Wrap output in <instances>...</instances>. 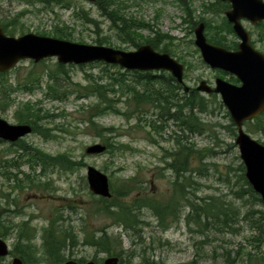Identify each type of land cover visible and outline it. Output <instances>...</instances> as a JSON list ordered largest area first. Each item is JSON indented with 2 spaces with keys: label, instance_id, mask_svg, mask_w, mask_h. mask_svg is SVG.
Masks as SVG:
<instances>
[{
  "label": "rangeland",
  "instance_id": "rangeland-1",
  "mask_svg": "<svg viewBox=\"0 0 264 264\" xmlns=\"http://www.w3.org/2000/svg\"><path fill=\"white\" fill-rule=\"evenodd\" d=\"M116 1H118V8H121L127 17L142 21L160 34L162 40L160 48H162L164 43L172 41L171 43L175 46L170 48L175 55L181 57L180 63L185 67L183 74L184 85H181L183 90L185 86L188 88L187 91L196 89L203 80L213 85L215 78L223 79L216 70L203 63L198 49L193 44V30L202 22H199V16L204 20H209L213 26H216L224 19L222 13L215 15L202 11V0ZM213 1L206 0L205 3L208 4ZM74 4L81 6L88 16L97 21V28L86 24L82 19L77 20L71 17V11L61 7H53L52 10L45 11L41 6L32 8L24 3L13 1L0 4V18L10 19L16 13L27 10L20 18V22L25 25L23 34H36L37 30H50L53 23L62 21L64 24L74 28L75 39L71 40V42H81L79 44L85 45H97L94 42L95 39L102 35H112L108 30V22L98 13L97 8L89 0H75ZM186 6L191 9V19L194 22H199L193 26V29H190L191 24L183 21L184 18L187 19L183 12ZM243 25L246 29H252L247 24ZM252 30L255 31L256 29L253 28ZM23 34L16 32L14 36L18 37ZM141 34L143 37L154 36L146 29L141 30ZM209 35H213V32L205 31L207 39ZM163 36L174 38V40L170 41L163 38ZM226 38L227 41L233 40L232 36H227ZM111 44L112 48L120 47L121 49L119 50L123 51H134L137 49L121 43L114 37L111 38ZM141 45H144V43H141ZM55 63H57L55 58L45 59L44 66L40 65L39 62L34 63L30 60L21 61L9 71L8 81L16 85L17 82L23 81L31 70L53 69ZM35 65L38 68L35 69ZM65 68L70 75L71 81L80 83L83 86L86 84L84 81L85 73L97 74L102 71L101 65L89 67L88 64H67ZM121 71L124 72L125 70L122 69ZM161 72H153V74ZM126 79L129 81L134 79V77L127 75ZM42 80V86L44 87L45 75ZM199 93L207 99L210 98L209 95L203 92ZM11 97L14 99L12 106L0 109V118L9 124L18 123L16 118L18 114L16 112L21 110L18 107L27 102L31 104L37 103V107L42 109L41 113L43 114L56 116L52 120L43 121L47 122L44 123L46 127L52 129L50 135L56 136L53 139L46 140L38 134L31 133L14 144L0 141V214L3 215L2 219H6L12 224L15 222L20 224L21 221L28 220L30 223L27 229H34L35 236L32 242L36 248H40L41 230L48 225L49 219L57 215L63 220L56 222V225L60 224L64 229L70 227L76 242V245L71 249L72 253L65 252L64 263L68 260L97 259L99 264H101L108 256L98 251L95 247L83 244L84 237H90L88 235L90 232L92 234H100V231H104L103 233L110 236L120 237L122 248L125 252L122 255L123 264H143L144 259L154 260L157 264H186L192 260H196V264H223L222 252L235 249L237 245L243 247L242 253L263 252L264 254V242H261L256 249L248 243L247 240L252 232L245 225H242L237 233H217L212 230L201 235L198 233L199 227L197 225L184 222V216L190 212V209L188 207V209L185 208V206L181 207L180 220L171 224L165 230H161L157 226V220L150 210L147 209H141L136 231L125 229L123 225L115 224L111 217L97 213L96 209L100 206V200L98 196L90 194L88 189L86 182V168L88 166L105 174L108 180H111L116 185H119L122 180H131L132 178L136 182L141 183L140 188L142 191L138 193L134 191L133 195L139 194L142 197L143 195L151 194L152 197L159 201L167 200L169 196L173 195L171 183L174 181L176 174L165 167L166 161L162 159L165 152L176 151L174 143L161 141V137H155L152 134L151 137L153 139L155 137L156 142L159 143L150 145L145 141L146 137L149 136L147 134L150 132L149 129H146L145 126L143 129L135 127V123H140L135 118L126 119L128 115H106L97 119L98 124L105 127H113L117 130L116 136L120 135L118 139L114 138V134L107 135L110 138V142L113 143L118 140L120 143L128 144L131 150L109 153L105 150L100 154L88 155L85 153L87 147L94 144L106 146L91 128L86 127L83 123L79 124L80 120L87 117V109L85 108L96 103L94 97L76 99L74 95H70L67 101L58 102L44 97V93L40 90H36L34 94L17 92ZM217 100L221 101L218 96ZM208 104L209 109L213 110V101L208 100ZM120 107L123 108L122 112L124 113L127 112L129 114L132 112V108L126 107L125 104H121ZM224 110L226 109H221L220 111L214 109L213 115H200L204 121L210 123L208 126L209 130L202 135L192 137L197 148L208 147L216 152L213 158L203 160V163L207 164V168L210 171L208 172L207 170V173H205V169H201L203 173L200 175L195 174L194 180L199 184L198 191L195 193L197 197L220 194L227 196L226 200L232 199L228 195L229 187L221 184L218 180V175L225 171L226 165L236 167L240 161L238 149L234 143L235 136L233 138L230 137L223 128L230 123L228 118L225 117ZM143 119L148 122L153 119L156 120V117L152 110H149L143 116ZM142 123L144 122L141 121L140 127L143 126ZM170 124L172 125V123ZM172 129L174 127H168L167 131L162 134V138H167V135L173 132ZM243 129L251 138L261 144L264 143V137L261 134L252 133L247 125H244ZM123 134L126 136H123ZM213 136H215V139H213ZM217 140L219 144L216 146L215 142ZM22 142L49 155L68 153L74 160H82L85 166L72 174L53 169L45 177H37L41 170L36 168L35 172H31L30 167L25 163L31 154L22 149ZM113 145L115 146L116 144ZM12 161L15 163H11ZM11 164L13 167H9ZM209 164L215 165L210 167L208 166ZM7 173L15 174L16 180L19 181L17 182L14 178L10 180L12 176L7 179ZM230 175L232 177L233 173ZM26 176L36 177L40 179V182L48 181L50 183V191L45 192L28 187ZM234 181L235 179H232L231 183ZM237 204L240 203L236 202ZM255 209L264 212V204L257 205ZM3 240L7 243L10 253L4 258H0V264H10L15 254L12 253L16 247L15 236L13 234ZM37 264L46 263L41 261Z\"/></svg>",
  "mask_w": 264,
  "mask_h": 264
},
{
  "label": "trees",
  "instance_id": "trees-1",
  "mask_svg": "<svg viewBox=\"0 0 264 264\" xmlns=\"http://www.w3.org/2000/svg\"><path fill=\"white\" fill-rule=\"evenodd\" d=\"M20 2L32 8L41 6L43 10H52L53 7H61L71 11V17L82 19L86 24L97 28V21L88 16L81 6L75 5V0H0L3 2ZM94 5L98 13L108 22V30L112 35H102L94 40L97 45L112 46L111 38L114 37L121 43L127 44L130 47L138 48L141 43L149 44L158 52L168 53L173 58L181 62V57L175 55L170 47L175 45L171 43L174 38H163L170 40L163 44L161 36L157 31L151 29L147 24H144L136 18L127 17L123 10L118 8L116 0H89ZM202 0V11L218 15L223 14L224 7L218 3H205ZM219 2V1H218ZM27 10L16 13L13 18H0V27L4 33L9 36H14L16 32L23 34L25 25L20 22V18ZM184 22L191 24L190 29H193L197 23L202 21L206 31H212L213 35H209L208 41L215 45L231 48L227 43V36L233 35L230 24L224 18L221 23L213 26L209 20H204L199 16V22H194L191 19V9L184 7ZM146 29L154 36L143 37L141 30ZM264 32V27L262 29ZM74 28L64 24L62 21L55 22L51 25L50 30H37L36 34L40 36L54 37L64 40H74ZM81 43V42H79ZM121 49L120 47H114ZM197 51V50H196ZM44 61L39 62L40 65ZM101 65L102 71L97 74L85 73V85L74 83L71 81L65 65L55 63L53 69H45L40 71L31 70L25 76L24 80L11 84L8 81L9 72L0 73V109L11 107L14 99L11 97L14 93L34 94L36 90L44 93V97L51 101L65 102L70 95H74L76 99L91 98L96 99V103L87 106V117L79 121V124H85L91 128L94 134L100 138L106 145V151L109 152H126L131 150L128 144H123L115 140L120 135L116 136L117 130L113 127H105L98 124L97 119L106 115H120L127 118H135L140 123H135L138 129H149L145 141L153 145L156 142L155 137H161V141L172 142L176 146V151L165 152L163 161L165 167L172 170L176 175L171 183L173 187V195L167 200L159 201L152 195L139 194L133 195L134 191L141 192L140 184L133 178L131 180H122L119 185H116L111 180L109 188L111 197L101 198L96 212L105 216L111 217L115 224L123 225L125 229L136 231V225L139 223V215L141 209L150 210L151 214L157 220V226L161 230L170 227L171 224L180 220L181 207L189 208L190 212L184 216L183 220L186 224L193 223L199 227L198 233L201 235L204 232L214 231L217 233H237L242 225L252 232L248 238V243L255 249L264 242V212L255 209L257 205L264 204L259 195L256 194L244 177V167L241 161L236 167L231 165L225 166V171L218 175V180L221 184L229 187V194L232 199L226 200L225 195H206L197 197L199 184L194 177L200 175L203 169L205 173L210 169L203 160L213 158L216 152L212 148H197L192 137L202 135L208 131L209 122L204 121L200 115L214 114L213 110H223L221 101L217 100V96L210 94V98H205L195 89H190L189 92H183L182 86L166 72L153 74V72L139 71H124L121 68L103 63L88 64L89 67ZM35 69L38 68L35 65ZM44 66V65H43ZM82 67V66H80ZM115 70V71H112ZM45 75V85L42 86V79ZM132 75L134 79L127 80L126 76ZM124 99V100H122ZM208 100L213 101V110L209 109ZM125 104L126 107H131V113H124L120 107ZM38 104L30 102L22 104L18 107L16 118L18 124H27L32 128V133L42 136L46 140L55 138L51 136L52 129L45 126L43 121L52 120L56 116H48L41 113L42 109L37 107ZM82 109L84 107L81 106ZM152 110L156 120L146 121L143 116ZM225 111V117L230 121L223 128L227 131L230 137L235 136L234 124ZM131 115V116H130ZM142 127H140L141 121ZM172 123V125L170 124ZM245 125L252 133L261 134L264 137V112L252 121L246 122ZM168 127H174L167 138H162V134L167 131ZM180 132V134L178 133ZM175 133V134H174ZM187 133L189 137H187ZM114 134L115 141L110 142L107 135ZM119 134V133H118ZM154 134V139L151 135ZM123 136H126L123 134ZM174 136V137H173ZM215 139V136H213ZM113 144H116L115 146ZM219 141L215 142L217 146ZM264 145V143H262ZM22 149L31 154L30 158L25 161L30 167L31 172H35L36 168L41 170L39 176L45 177L53 169L72 174L84 167L82 160H74L68 153H59L49 155L39 151L36 148L30 147L22 142ZM238 160V159H237ZM11 163H15L12 161ZM215 164L208 166L214 167ZM13 165L11 164V166ZM200 167V168H199ZM202 169V170H201ZM231 173L233 176L231 177ZM205 175V174H203ZM10 176H12L10 178ZM17 179L15 174H8L7 179ZM26 183L30 188H36L45 192L50 191V183L40 182L33 176H26ZM232 179H235L233 183ZM17 182L19 180H16ZM230 185V186H229ZM21 186V185H20ZM17 187V186H16ZM23 187V186H21ZM92 194V193H90ZM127 199V200H126ZM126 200V201H125ZM236 202L240 203L236 205ZM187 208V209H188ZM58 214V212H57ZM0 214V238L9 237L16 229V247L12 253L23 258V264H37L41 261L46 264H62L65 261V252H71V249L76 245L74 235L70 227L64 229L56 225L58 217L49 219L48 225L41 230L40 248H36L32 240L34 239V229L29 228L30 222H25L23 225L14 227L6 219H2ZM31 233V234H29ZM100 234H92L90 237H84L83 244L90 245L98 249V251L107 256H115L122 262V255L125 253L122 248V242L119 236L114 237L99 232ZM84 236V234H83ZM26 241V242H25ZM205 242V241H204ZM243 247L237 245V248L225 250L222 252L223 264H264L263 252H245L242 253ZM76 261H83L79 259ZM196 260H192L186 264H196ZM143 264H157L154 260L144 259Z\"/></svg>",
  "mask_w": 264,
  "mask_h": 264
},
{
  "label": "water",
  "instance_id": "water-1",
  "mask_svg": "<svg viewBox=\"0 0 264 264\" xmlns=\"http://www.w3.org/2000/svg\"><path fill=\"white\" fill-rule=\"evenodd\" d=\"M228 2L230 8L224 12L226 20L232 25L233 33L239 38L237 51H228L207 42L204 24L194 28L193 44L201 59L208 67L235 75L241 82L235 86L220 78L210 87L204 80L196 91L205 94H218L236 128L234 143L244 167V177L252 190L264 203V145L251 138L244 130V122L251 121L264 112V55L250 44V36L241 24L247 20L252 24L264 21V0H221ZM55 58L58 64L86 65L103 63L114 65L126 71L169 73L178 83L184 85V65L167 53L155 51L149 44L139 46L134 51H123L102 45H85L68 40L26 33L21 36H8L0 27V73L15 68L21 61L38 63ZM188 88L185 86L184 91ZM32 129L27 124H9L0 118V140L14 143L29 135ZM106 147L94 144L85 149L88 155L100 154ZM86 181L89 191L102 198H110L108 177L99 170L88 166ZM7 243L0 238V258L9 255ZM11 264H22L15 258ZM64 264H95L68 260ZM102 264H120L117 257H107Z\"/></svg>",
  "mask_w": 264,
  "mask_h": 264
},
{
  "label": "flooded vegetation",
  "instance_id": "flooded-vegetation-1",
  "mask_svg": "<svg viewBox=\"0 0 264 264\" xmlns=\"http://www.w3.org/2000/svg\"><path fill=\"white\" fill-rule=\"evenodd\" d=\"M219 1V2H218ZM212 3H218V4H221L220 6H223L224 7V11H223V13L227 10V9H229L230 8V4L228 3V2H224V1H221V0H214ZM228 23V22H227ZM241 23H242V25L243 24H247V25H249L252 29L254 28V29H256L255 31H253L252 29L251 30H249V29H246L245 27V29H246V31L249 33V36H250V44H251V46L255 49V50H257L258 52H260V53H262L263 55H264V32L262 31V29H263V27H264V21H261V22H259V23H256V24H252V23H250L249 21H247V20H241ZM228 24H230V23H228ZM230 26H231V29H232V25L230 24ZM244 26V25H243ZM205 31H206V28H205V25H204V33H205ZM233 32V31H232ZM232 37H233V40L232 41H227V43L228 44H230L231 45V48H225V47H223V46H219V47H222V48H224V49H226V50H228V51H237L238 50V43L240 42V40H239V38L233 33V35H231ZM207 42H209L208 40H207ZM210 44H212V45H215V44H213L212 42H209ZM216 46H218V45H216ZM217 71V73H218V75H220V77H222L225 81H227V82H229V83H231V84H233V85H235V86H240L241 85V82L238 80V78L235 76V75H232V74H229V73H227V72H224V71H221V70H216ZM217 78H219V77H217ZM217 78H215V79H217ZM222 79V80H223ZM215 81V80H214ZM210 87L212 86H214V83H213V85H211V84H209L208 82H206ZM180 85H182V84H180ZM182 89H183V87H181ZM183 92H185L184 90H183ZM187 92H189V91H187ZM210 94H214V95H216V96H218L219 97V95L218 94H215V93H209V94H206V95H210ZM220 98V97H219ZM223 105V104H222ZM224 107V106H223ZM225 108V107H224ZM246 123V122H245ZM245 123L243 124V126L245 125ZM235 128V127H234ZM179 134H180V132H178ZM235 134H236V128H235ZM187 137H189V135H188V133H187ZM1 141V140H0ZM15 213V212H14ZM55 217H58L59 219H58V222H60V221H62L63 220V218H60L59 216H55ZM29 219V218H28ZM30 220V219H29ZM60 220V221H59ZM31 221V220H30ZM25 222H29L28 220H23V221H21L20 222V224H19V222H15V223H13V225H14V227H16L17 228V225L18 226H20L21 227V225H23V223H25ZM58 226H61L62 227V225H60V224H58ZM15 232H16V229L13 231V233L11 234V235H13L14 234V236H15ZM102 232H104V231H102ZM15 240H16V236H15ZM16 242V241H15ZM108 257H113V256H108ZM15 258H18V259H20L21 260V262H22V264H23V258L22 257H20V256H18V255H14L13 257H12V259H11V262H12V260L13 259H15ZM118 258V257H117ZM106 259V258H105ZM91 261H93L95 264H99V261L97 260V259H90ZM90 260H84L83 259V261H78V262H81V263H86L87 261H90ZM118 260H119V263L120 264H123L121 261H120V259L118 258ZM104 261V260H103ZM103 261H102V263H103ZM11 262H10V264H11ZM101 263V264H102Z\"/></svg>",
  "mask_w": 264,
  "mask_h": 264
},
{
  "label": "bare ground",
  "instance_id": "bare-ground-1",
  "mask_svg": "<svg viewBox=\"0 0 264 264\" xmlns=\"http://www.w3.org/2000/svg\"><path fill=\"white\" fill-rule=\"evenodd\" d=\"M107 65V64H106Z\"/></svg>",
  "mask_w": 264,
  "mask_h": 264
}]
</instances>
